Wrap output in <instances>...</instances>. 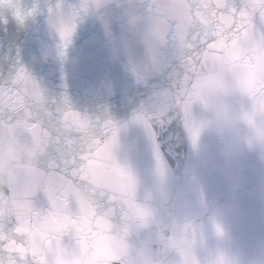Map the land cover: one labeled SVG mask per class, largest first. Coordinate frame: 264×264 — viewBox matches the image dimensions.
<instances>
[{"label": "water", "instance_id": "95a60500", "mask_svg": "<svg viewBox=\"0 0 264 264\" xmlns=\"http://www.w3.org/2000/svg\"><path fill=\"white\" fill-rule=\"evenodd\" d=\"M84 3L0 0V89L13 87L21 69L39 85L45 103L34 113L61 138L56 149L50 147L53 157L81 149L59 131V115L67 108L87 117L98 133L105 124L117 130V159L135 180L137 203L154 214L130 237L135 248L171 261L174 255L156 243L159 224H190L200 237L199 264H264V154L243 137L202 127L194 141L188 120L167 96L169 74L138 72L150 63L143 48L134 57L113 53L110 39L124 30L123 13H144L143 0H101L87 11ZM233 4L242 7L243 0ZM61 7L76 12L66 51L53 23ZM252 111L245 97L244 112ZM191 115L200 124L205 106L194 105ZM17 227L15 216L0 217V234L16 236ZM7 260L0 248V261Z\"/></svg>", "mask_w": 264, "mask_h": 264}, {"label": "snow or ice", "instance_id": "6c2138e0", "mask_svg": "<svg viewBox=\"0 0 264 264\" xmlns=\"http://www.w3.org/2000/svg\"><path fill=\"white\" fill-rule=\"evenodd\" d=\"M143 2L147 4L144 13L155 17L163 28L162 48L174 49L183 42L189 54L182 63L157 70L152 63L155 50H146L150 63L138 72L143 71L147 77L169 74L167 96L172 107L182 110L194 141L200 128L192 119L190 91L201 73L226 52L233 62L229 86L251 100L250 114L264 115V0H243L242 7L234 6L233 0ZM93 3L99 7L101 0H85L83 11ZM53 16L66 51L76 28V12L66 14L61 7ZM44 103L39 85L23 69L13 87L0 89V129L20 125L18 139L25 134L30 139L43 135L49 145L47 152L41 153L36 169L21 171L16 184L0 189V217L13 215L18 221L16 236L0 234L7 264H83L102 239L112 243L109 264H132L131 254L137 248L130 237L138 228L151 224L154 214L137 203L135 180L117 159V130L105 124L104 131L98 133L87 117L67 108L59 115V131L69 137L70 145H80L81 149L73 147L68 155L53 157L49 150L58 147L60 135H54L34 113ZM85 189L90 199L81 203L76 196ZM25 193L27 201L23 200ZM158 228L156 243L162 246L180 228L196 232L190 224L161 223ZM69 239L81 247L78 257L65 256L63 246ZM186 264L199 261L193 256Z\"/></svg>", "mask_w": 264, "mask_h": 264}, {"label": "clouds", "instance_id": "9594fccd", "mask_svg": "<svg viewBox=\"0 0 264 264\" xmlns=\"http://www.w3.org/2000/svg\"><path fill=\"white\" fill-rule=\"evenodd\" d=\"M123 21L124 30L110 39L115 55L134 57L141 48L155 50L152 63L157 70H165L182 63L188 56L189 48L183 42L174 49L162 48L164 32L155 17L135 9H127L123 13ZM232 68V57L226 52L199 76L195 87L190 91L189 99L192 106L204 105L207 115L197 126L221 134L243 137L251 150L264 154V115L244 112L245 96L229 86ZM19 128L20 125H5L0 129V189L16 184L21 171L36 169L41 153L47 152L49 147L47 138L43 135L21 142L16 136ZM28 198L25 193L23 200L27 201ZM76 199L86 203L90 199V193L86 189L82 190ZM199 244L200 237L197 232L180 228L177 235L164 242L168 253L174 255L173 260L155 258L148 248L142 247L131 254L132 264H186L195 256ZM63 250L66 257H78L81 247L74 239H69ZM111 253V241L101 240L83 264H109Z\"/></svg>", "mask_w": 264, "mask_h": 264}]
</instances>
